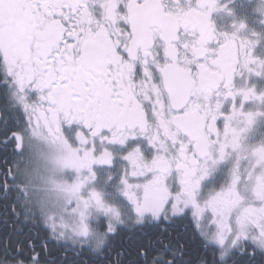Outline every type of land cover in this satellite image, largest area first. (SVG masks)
I'll return each instance as SVG.
<instances>
[{"label": "snow or ice", "instance_id": "obj_1", "mask_svg": "<svg viewBox=\"0 0 264 264\" xmlns=\"http://www.w3.org/2000/svg\"><path fill=\"white\" fill-rule=\"evenodd\" d=\"M0 151V264H264V0H0Z\"/></svg>", "mask_w": 264, "mask_h": 264}, {"label": "flooded vegetation", "instance_id": "obj_2", "mask_svg": "<svg viewBox=\"0 0 264 264\" xmlns=\"http://www.w3.org/2000/svg\"><path fill=\"white\" fill-rule=\"evenodd\" d=\"M5 153L0 151V171H3V159ZM10 156V154H9ZM7 203V201L0 200V205ZM12 230V217L6 214L5 209L0 207V236L5 235L6 232H11Z\"/></svg>", "mask_w": 264, "mask_h": 264}, {"label": "trees", "instance_id": "obj_3", "mask_svg": "<svg viewBox=\"0 0 264 264\" xmlns=\"http://www.w3.org/2000/svg\"><path fill=\"white\" fill-rule=\"evenodd\" d=\"M124 234H122V237H117V242L120 241L121 238H123ZM85 259H87V257H85Z\"/></svg>", "mask_w": 264, "mask_h": 264}]
</instances>
